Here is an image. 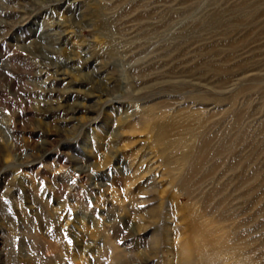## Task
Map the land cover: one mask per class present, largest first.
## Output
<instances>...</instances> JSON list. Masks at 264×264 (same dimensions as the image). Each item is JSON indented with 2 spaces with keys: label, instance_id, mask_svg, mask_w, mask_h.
I'll list each match as a JSON object with an SVG mask.
<instances>
[{
  "label": "rangeland",
  "instance_id": "1",
  "mask_svg": "<svg viewBox=\"0 0 264 264\" xmlns=\"http://www.w3.org/2000/svg\"><path fill=\"white\" fill-rule=\"evenodd\" d=\"M0 264H264V0H0Z\"/></svg>",
  "mask_w": 264,
  "mask_h": 264
},
{
  "label": "bare ground",
  "instance_id": "2",
  "mask_svg": "<svg viewBox=\"0 0 264 264\" xmlns=\"http://www.w3.org/2000/svg\"><path fill=\"white\" fill-rule=\"evenodd\" d=\"M52 90V89H51ZM48 102V101H47ZM80 169H82V168H80ZM79 170V169H78Z\"/></svg>",
  "mask_w": 264,
  "mask_h": 264
}]
</instances>
